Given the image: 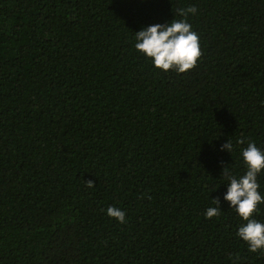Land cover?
I'll use <instances>...</instances> for the list:
<instances>
[{
	"label": "trees",
	"instance_id": "obj_1",
	"mask_svg": "<svg viewBox=\"0 0 264 264\" xmlns=\"http://www.w3.org/2000/svg\"><path fill=\"white\" fill-rule=\"evenodd\" d=\"M190 6L195 68L155 69L134 33ZM249 140L264 149V0H0V264H264L223 200Z\"/></svg>",
	"mask_w": 264,
	"mask_h": 264
},
{
	"label": "clouds",
	"instance_id": "obj_2",
	"mask_svg": "<svg viewBox=\"0 0 264 264\" xmlns=\"http://www.w3.org/2000/svg\"><path fill=\"white\" fill-rule=\"evenodd\" d=\"M197 8L190 6L178 9L175 18L165 24L148 25L134 33V49L149 60L155 69L163 72L173 71L185 74L194 69L201 56L198 34L187 21L189 14L195 15ZM181 17L177 19L176 17ZM244 145V140H237ZM246 147L240 148V156L245 171L242 175L235 174L229 166L223 168L221 177L226 180L227 190L223 200L241 218L243 223L238 226L236 235L247 246L250 253H264V221L255 219L261 215L260 207L264 205V193L260 191L258 176L264 174V149L254 141H247ZM235 145L231 140L223 143L221 151L232 154ZM88 186H93L87 182ZM215 206L205 209L206 219L218 218L221 214L219 199H213ZM109 218L125 224L126 212L118 206H108L105 210Z\"/></svg>",
	"mask_w": 264,
	"mask_h": 264
}]
</instances>
